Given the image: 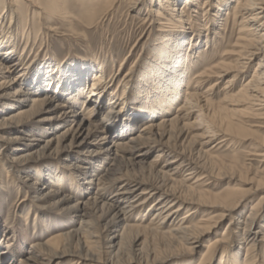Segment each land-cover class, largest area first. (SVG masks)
Masks as SVG:
<instances>
[{"label": "bare ground", "instance_id": "1", "mask_svg": "<svg viewBox=\"0 0 264 264\" xmlns=\"http://www.w3.org/2000/svg\"><path fill=\"white\" fill-rule=\"evenodd\" d=\"M219 1L224 3L217 7L221 15V9L229 8L230 0H27L28 13L20 11L24 6L17 0H0V104L5 108L0 114L1 140L20 143L24 137L21 132L10 133L15 129L12 126L30 119L45 122L43 130L36 132L21 128L29 133L31 143L22 150L16 146L19 154H8L4 162L11 172L17 169V163L32 158L50 154L61 157L63 166L48 168L43 180L32 178L29 172L19 173L17 178L31 179V198L44 200L48 208L67 212L75 225L30 249L40 264H58L66 257L70 264H156L173 255L190 254L208 235L213 238L205 246L199 264H209L215 256L224 259V264H264V250H257L255 243H264V234L252 232L260 223L264 196L245 214L232 217L231 235L219 230L222 217L232 216L250 190L264 191V176L248 190L234 188L224 195H210L197 188L198 174L213 173L204 146L218 134L254 136L251 121L261 117L264 110V0H234L232 25H236L238 36L229 51V57L234 59L206 67L196 76L216 79L205 94L197 86L201 80L193 79L191 85L187 78L192 58L199 57L200 49L207 50L212 45L219 49V33L213 31L219 21L205 18L202 23L197 22L200 15L204 17L214 8V3L221 5ZM74 3L91 19L97 15L105 20L115 18L122 4L128 11L145 9L141 19L144 35L140 40L144 52L140 61L141 67L148 63L149 69L121 75L126 58H120L116 72L107 75L112 80L120 78L119 94L110 91L105 67L97 62L100 59L96 55L90 62L71 58L64 63L38 56L27 61L29 58L24 55L40 42L52 17L66 15L67 7ZM217 14L218 11L212 16ZM198 26L206 30L203 38ZM16 39L26 44L25 51L22 49L15 59L3 55H12ZM254 60L257 61L250 77L243 81ZM34 61L37 64L32 67ZM131 64L135 66L137 60ZM224 78L227 80L221 90L222 98L214 103L211 96ZM186 79L189 80L182 90ZM238 81L239 88L234 91ZM144 83L148 91L141 90ZM78 102L88 110L87 116L75 109ZM193 108L208 119L206 132L198 136L191 135L188 129ZM96 111L101 118H95ZM139 123L137 135L126 137ZM107 139L108 146H100ZM261 140L259 148L264 146V138ZM94 141L99 146H94ZM8 146L1 144L0 152ZM70 146L82 150L84 156L70 155ZM257 151L254 155L263 162L264 150ZM150 154H154L152 164L137 170V162ZM236 161L234 156L229 166L231 175L237 172ZM158 162H162L161 166ZM34 176L42 177L39 172ZM62 176L88 191V196L74 201L55 191ZM192 176L195 181L189 183ZM43 186L49 187L43 192ZM200 207H218L222 216L208 215L198 222H189ZM183 210H188V214L179 219ZM136 213H148L149 225H129L128 218ZM118 227L121 229L117 232ZM148 236L154 241L163 240L170 254L157 256L159 248L151 245ZM235 236L240 237V242L235 246L237 250L230 253L228 240ZM244 249L245 259L240 263L238 252Z\"/></svg>", "mask_w": 264, "mask_h": 264}, {"label": "rangeland", "instance_id": "2", "mask_svg": "<svg viewBox=\"0 0 264 264\" xmlns=\"http://www.w3.org/2000/svg\"><path fill=\"white\" fill-rule=\"evenodd\" d=\"M17 1L20 3V5L24 6L21 7L20 11L28 13V11L25 10V7L28 9L26 6L27 0ZM219 2L220 3L218 4L221 5L214 3V8L210 9L204 17L200 15L198 18L199 20L197 21L198 23H202L201 20H204L205 18H214L215 20L219 21L213 30L214 32L217 31L219 33L217 37L219 49L218 47H212V45L211 47H207V50L200 49V55L197 54L199 56L197 59L192 58L193 65L191 64L187 76V78L191 79V85L193 83V79H197L198 77L196 76L204 68L214 66L221 61L229 62L230 60L234 59L229 57V51L233 48L232 46L238 36V29L236 25H232V13L235 7V1L230 0V2H227L229 8L226 11H224L225 8H220L222 10L221 15L219 14L220 11L217 10V7H223L224 3L221 1ZM188 7H191V5ZM144 11V8H141V12L128 11V8L125 6V4H122L115 18L105 20L101 16L97 15L91 19V17L89 18L88 16L89 14L86 11H83L79 5L75 3L69 4V7H67L65 12L66 15L52 17V22H50V24L45 26L43 29V35L41 36L40 42L33 44V50L31 52L28 51L27 55H24L29 58H27V61L38 56L41 58V60L58 59L63 61L62 63L70 60L71 58L82 62H90L93 61V56L96 55V57L98 56L100 59L97 62L102 63V65H100L105 67L107 81L109 80V83L111 84L110 91L118 92L119 94L121 92L122 85L121 83H118L120 78L112 80L108 78L107 75H112L116 72L120 58H126L125 64L120 70L121 75L128 73V71L130 72V70L135 72L138 70L146 71L149 69L148 63L141 67L140 61L141 55H143L144 52L143 48L140 46L141 37L143 38L144 35L143 27L141 25L142 14ZM216 11H218V16L213 17L212 14L214 13L216 15ZM219 15L220 18H218ZM44 20L45 19H41L42 22ZM224 25H227L225 30ZM198 29H200V36L203 38L206 30H201L200 26H198ZM25 47L26 44L23 41L16 39V44L14 45L12 55L6 52H4L3 55L7 57L11 56L10 58L15 59L18 57V55H20L22 49L25 51ZM153 48H155V46ZM111 56H114L115 58L112 60ZM136 60L137 64L132 67L131 63ZM256 61L257 60H254L248 65L243 81L250 77L253 71V65H255ZM32 64V67H34L37 63L34 61ZM27 79L29 78L27 77ZM90 80L91 78L89 77L87 82ZM188 80L186 79L184 82L182 90H185L186 82H188ZM198 80H201L197 85L199 86V91L200 93L204 92V94L205 90H207V88L216 81V79L212 78L211 76H208V78H198ZM226 80L227 78H224L220 81V85L217 86V91L213 96H211L212 102L217 103L222 98L221 90ZM25 83H29V80H26ZM239 84L240 81L236 82L234 91L239 88ZM143 85L144 86L141 85V90L148 91L147 83H144ZM106 98L107 97H105V99ZM181 101L182 99L180 98L176 104L178 105ZM105 102H107V100H105ZM83 108L84 107H81V104L78 102V107L75 109L80 112L81 116H87L86 113L88 110ZM4 109L5 108L0 104V114ZM193 110L194 113H191L189 117L190 119L187 121L189 127L188 129L191 135L198 136L206 132L205 126L208 124V119L203 112L201 113V111H197L196 108H193ZM260 114L263 115L251 121L252 126H254L252 129H255L256 131L254 136L250 135L241 137L239 135L230 133V136H226L228 133L218 134L217 137L204 146V150L207 151V159L208 162H210L209 165L212 166L213 173L208 175L198 174L197 188L205 190L206 193L210 195H224L234 188L242 187L243 189L248 190L250 189L251 184L264 176V160L263 162H260V157L254 155L255 152L257 154V150H264V146L259 148L258 144L262 141L261 138H264V110L261 111ZM95 118H101V115L98 114L97 111ZM122 118L123 117L120 119L122 120ZM64 122H66V120L62 121V123ZM121 122L119 123L121 124ZM24 124L14 125L12 127L15 129L9 131L10 133L14 134L21 132L24 140H22L20 143L15 144L14 142H4L1 140L2 135H0V145L3 143L9 144L8 148H6L4 152H0V264H40L41 261L38 257L34 258L32 257L33 255L31 256L30 249L45 242L57 234L65 233L75 226L67 212H59L53 208H48L45 205L46 203L44 200H34L31 198L29 193L31 190V188H29L31 179L22 181L21 179L17 178L19 173L29 172L32 174V178H40V180H43L47 177L46 173L49 172L48 168L52 169V167L56 165L63 166L64 160L61 157H56L55 155L50 154L36 159L32 158L25 162L17 164L14 163L16 164L17 169L8 172L10 169L7 168V164L4 162L6 156L8 154L11 156L12 154H19L16 146H19V150H22L27 145H29V143H31L27 136L29 133L22 131L21 128H27L26 131L29 129L33 132L40 131L43 130V124H45V122L38 121L37 119H30ZM140 126L141 123L137 124L136 128H134L132 132L126 134V137H135ZM103 142L104 143H101L102 145L100 146L107 147L110 143V139L104 140ZM93 145L99 146L97 143H95V141ZM67 152L70 155L77 157L84 156L82 150L78 151L76 147L72 146L67 149ZM234 156L237 158L235 163L238 166L236 168V174L234 173V175H231L229 166L232 165ZM153 157L154 154L144 156L140 161L137 162V170L145 169L148 165L152 164L154 159ZM65 163L68 164V160H66ZM161 164L162 162H158V165L161 166ZM37 172H39L42 177H33V175ZM193 177L195 176H192L189 183H193L195 181ZM180 179L182 178L180 177ZM47 187L49 186L40 187V190L44 192L46 191ZM55 188H57L55 191L64 194L68 198H72L74 201L84 200L89 194L88 191L82 189L80 185L66 176L60 177V181L57 183ZM112 192L113 190L107 192V195H110ZM263 192V190L258 192H251L250 190V193L247 194L246 199L239 205L238 210L232 213V216L222 217V227L219 229L220 232L223 233L224 230H226L229 231L231 235V229L234 226L232 224L234 221L232 217L237 218L240 215L248 212V210L259 200V198L264 196ZM261 207L262 215L260 218V223L252 229V232L260 231L264 234V203ZM194 213V215L190 217L189 222H198L208 215H213L216 218H220L222 216V211L218 207H200L198 211ZM187 214L188 210L181 211L179 219L186 216ZM149 219L148 213H146L145 216H141L136 213L134 217L128 218V222L129 225H139L141 223L143 226H147L149 225ZM174 225L175 223L171 224L170 228ZM120 229L121 227H118L117 232ZM212 236L213 235H208L207 237H204L201 242L195 248H193L190 254L173 255L167 260L156 264H199L202 254L206 252L205 246L208 244V241L213 238ZM260 238L261 235L259 234L257 239L259 240ZM148 241L151 243V245L158 246L159 252H157V256L164 255L165 253L170 254L169 250H166L165 242L163 240L155 238L154 241L152 240V236H148ZM228 242L229 246L231 245L229 252L232 253L233 251L237 250L235 249V246L240 242V237L235 236L229 238ZM255 243L257 245V250H264V243H260L258 241ZM245 252V249L238 252L237 258L240 263L244 262L246 255ZM257 260L259 262L260 259L257 258ZM224 261L225 260L221 257L215 256L209 264H224ZM50 264L57 263L55 261ZM58 264H70V259L66 257L61 261V263ZM130 264L135 263L132 262Z\"/></svg>", "mask_w": 264, "mask_h": 264}]
</instances>
